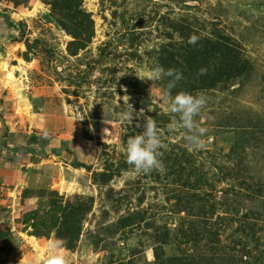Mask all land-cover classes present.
I'll return each instance as SVG.
<instances>
[{"label": "rangeland", "instance_id": "rangeland-1", "mask_svg": "<svg viewBox=\"0 0 264 264\" xmlns=\"http://www.w3.org/2000/svg\"><path fill=\"white\" fill-rule=\"evenodd\" d=\"M0 1L35 7L0 37V149L39 145L0 175L23 240L62 241L72 264H264V0ZM155 66L183 74L173 95H207L202 149L169 132ZM145 118L166 147L138 175L126 146Z\"/></svg>", "mask_w": 264, "mask_h": 264}, {"label": "clouds", "instance_id": "clouds-1", "mask_svg": "<svg viewBox=\"0 0 264 264\" xmlns=\"http://www.w3.org/2000/svg\"><path fill=\"white\" fill-rule=\"evenodd\" d=\"M198 40L199 36L193 35L189 43L195 45ZM204 71L201 69V73ZM165 78H168V83L162 87L161 81ZM182 78L183 74L177 69L155 66L146 79L153 82L150 92H154V102L163 104L165 111L172 114L171 123L168 125L169 132H182L183 139L190 150L198 151L204 147L203 138L207 133V128L201 125L197 117L206 107L208 97L204 93L193 95L187 92H178L173 95L172 90ZM133 113L132 106L128 104L127 109L120 113L118 118L132 121ZM137 127L141 126L137 125ZM142 127L143 131L129 138L126 146L127 163L138 175L162 169L161 150L166 147L162 134L153 119L145 118ZM61 247L62 241L54 240L49 243V264H66L65 257L59 252Z\"/></svg>", "mask_w": 264, "mask_h": 264}, {"label": "crops", "instance_id": "crops-1", "mask_svg": "<svg viewBox=\"0 0 264 264\" xmlns=\"http://www.w3.org/2000/svg\"><path fill=\"white\" fill-rule=\"evenodd\" d=\"M20 4V3H19ZM18 4V5H19ZM31 4V3H29ZM29 6V5H28ZM30 10V8H24L22 6L20 9L15 10L13 7V4L5 3L0 1V37L4 35L5 37L4 40L1 39L2 41H6L7 37V27L12 24L18 25V20H15L14 16H24L20 10ZM20 11V12H19ZM17 14V15H16ZM20 21H22V18H19ZM12 33V32H11ZM2 43V42H0ZM23 100H26L23 98ZM36 101V100H34ZM33 103L37 106L39 104V100ZM0 103H5L3 98L0 100ZM32 104L25 102L22 104L20 107H28L30 110L32 109ZM19 107V106H18ZM17 107V108H18ZM2 122L3 128L6 127V120H5V115L0 113V123ZM3 132L1 131V134ZM11 134V133H10ZM21 146H27L26 141L23 140V143L20 144ZM16 146V145H15ZM14 145H8L5 149H0V175L4 174V176L7 175L8 172H11L10 170H14V168H17L19 173L22 174V170L25 167V165H28L29 163L26 164H18L21 163L25 157H28L31 155V152L29 151H23V152H16L14 150L15 148ZM8 153L10 155H8ZM2 155H5V157H2ZM22 157V161L16 163L14 166L13 163L17 160V158ZM7 161V162H5ZM9 163H12V166L9 167ZM23 163V162H22ZM9 167V168H8ZM14 172V171H13ZM16 175V172H14ZM13 180L12 177H9V181L11 182ZM8 181V179H7ZM8 181V182H9ZM17 181V180H16ZM18 184H22V182H18ZM1 186V185H0ZM11 209L12 206H10ZM10 209L9 207H7ZM15 210H10V211H4L3 209L0 210V264H49V257H50V252L48 245L45 247L43 244L39 245L40 247L42 246L43 249V256L40 257L39 254L41 253L38 249H34L32 245L29 244L28 240L25 241L23 240L22 236L23 234L21 233L22 231H18L19 224L15 222V220L18 219V217L15 215ZM23 226V225H22ZM28 239V237H27ZM36 250V251H35ZM63 249H59L60 254H62ZM62 251V252H61ZM65 257V260L71 259V261L75 258L74 254L70 253H64L62 254ZM66 264H72L68 260V263ZM75 264V263H74Z\"/></svg>", "mask_w": 264, "mask_h": 264}, {"label": "trees", "instance_id": "trees-1", "mask_svg": "<svg viewBox=\"0 0 264 264\" xmlns=\"http://www.w3.org/2000/svg\"><path fill=\"white\" fill-rule=\"evenodd\" d=\"M225 42V41H224ZM42 50L44 51V52H46V48L45 47H43L42 48ZM223 52H228V48L226 47V45L223 47ZM33 143H31V144H28L27 146H15V148H14V150L16 151V152H23V151H29V152H31V154H37V153H39V151H37L35 148H38V146H35L34 144L32 145ZM39 150V149H38ZM40 154H42V153H40ZM77 165L79 166V167H83V168H85V169H89V167H87V166H85V165H83V164H79V163H77Z\"/></svg>", "mask_w": 264, "mask_h": 264}, {"label": "bare ground", "instance_id": "bare-ground-1", "mask_svg": "<svg viewBox=\"0 0 264 264\" xmlns=\"http://www.w3.org/2000/svg\"><path fill=\"white\" fill-rule=\"evenodd\" d=\"M35 11V7H34V9L33 10H31V11H23V12H21L23 15H27V16H29V15H32V13ZM0 70H1V74L3 75V78H6V77H10V73H9V71H8V67H7V65L6 64H2L1 66H0ZM29 240H31L30 241V245H32L33 247H38L40 250H42V248H40L39 246H38V244H37V242L34 240V239H29Z\"/></svg>", "mask_w": 264, "mask_h": 264}, {"label": "water", "instance_id": "water-1", "mask_svg": "<svg viewBox=\"0 0 264 264\" xmlns=\"http://www.w3.org/2000/svg\"><path fill=\"white\" fill-rule=\"evenodd\" d=\"M39 40V39H38ZM42 42V41H41ZM43 43V42H42Z\"/></svg>", "mask_w": 264, "mask_h": 264}]
</instances>
